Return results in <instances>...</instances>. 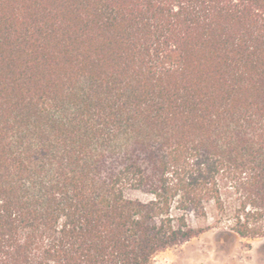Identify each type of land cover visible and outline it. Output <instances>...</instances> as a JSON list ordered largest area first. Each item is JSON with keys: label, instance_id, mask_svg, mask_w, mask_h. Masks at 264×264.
Wrapping results in <instances>:
<instances>
[{"label": "trees", "instance_id": "16d2710c", "mask_svg": "<svg viewBox=\"0 0 264 264\" xmlns=\"http://www.w3.org/2000/svg\"><path fill=\"white\" fill-rule=\"evenodd\" d=\"M209 229L264 238V0H0V264Z\"/></svg>", "mask_w": 264, "mask_h": 264}, {"label": "rangeland", "instance_id": "374dc122", "mask_svg": "<svg viewBox=\"0 0 264 264\" xmlns=\"http://www.w3.org/2000/svg\"><path fill=\"white\" fill-rule=\"evenodd\" d=\"M211 220L194 222L206 227ZM154 264H264V238L241 239L209 229L185 244L159 254Z\"/></svg>", "mask_w": 264, "mask_h": 264}]
</instances>
